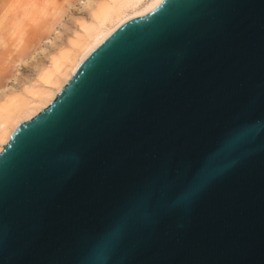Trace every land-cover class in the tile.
Returning a JSON list of instances; mask_svg holds the SVG:
<instances>
[{"label": "water", "instance_id": "obj_1", "mask_svg": "<svg viewBox=\"0 0 264 264\" xmlns=\"http://www.w3.org/2000/svg\"><path fill=\"white\" fill-rule=\"evenodd\" d=\"M0 264H264V0H161L0 152Z\"/></svg>", "mask_w": 264, "mask_h": 264}, {"label": "bare ground", "instance_id": "obj_2", "mask_svg": "<svg viewBox=\"0 0 264 264\" xmlns=\"http://www.w3.org/2000/svg\"><path fill=\"white\" fill-rule=\"evenodd\" d=\"M161 0H3L0 5V46L6 36H16L19 41L26 27L43 21L46 40L53 46L45 50V57L36 61V74L25 78L20 86L7 89L0 86V152L17 127L46 109L66 87L93 51L109 35L123 25L144 15ZM81 12L63 23L65 15L75 4ZM32 22V23H31ZM62 27V26H61ZM56 34L55 37H52ZM42 39L31 45L13 62L7 79L15 80L23 63L33 53L43 50ZM42 54V53H41ZM44 56V55H43ZM34 67V68H35ZM16 81V80H15Z\"/></svg>", "mask_w": 264, "mask_h": 264}, {"label": "rangeland", "instance_id": "obj_3", "mask_svg": "<svg viewBox=\"0 0 264 264\" xmlns=\"http://www.w3.org/2000/svg\"><path fill=\"white\" fill-rule=\"evenodd\" d=\"M3 0H0L2 3ZM57 4L63 2V0H56ZM0 3V5H1ZM81 4L77 3L73 7L70 8L67 15H65L63 22L59 25L58 31L62 30L63 23L70 22L71 16L79 14L81 12ZM32 23V22H31ZM43 21L32 23L28 25L24 31L22 41H19L16 36L7 35L6 36V44L0 46V86H5L7 89H10L16 85L20 86L25 78L32 77L36 74V67L33 64L36 61H40L45 57V50H50L53 46L51 40H46L43 38L45 37V31L43 30ZM62 26V27H61ZM56 34H53L52 37H55ZM40 39H42V48L43 50H38L39 52L33 53L27 62L23 63L24 65L21 67V71L18 77L13 80L14 78L7 79V77L11 74L12 66L14 65L13 62L16 60L20 55L23 54L31 45L37 43ZM42 53V54H41ZM44 55V56H43ZM35 67V68H34ZM4 89L2 88L1 92ZM0 92V93H1Z\"/></svg>", "mask_w": 264, "mask_h": 264}]
</instances>
